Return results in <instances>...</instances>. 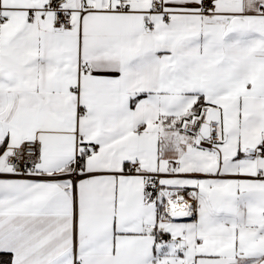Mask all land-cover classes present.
Instances as JSON below:
<instances>
[{
    "label": "snow or ice",
    "instance_id": "snow-or-ice-1",
    "mask_svg": "<svg viewBox=\"0 0 264 264\" xmlns=\"http://www.w3.org/2000/svg\"><path fill=\"white\" fill-rule=\"evenodd\" d=\"M0 264H264V0H0Z\"/></svg>",
    "mask_w": 264,
    "mask_h": 264
}]
</instances>
